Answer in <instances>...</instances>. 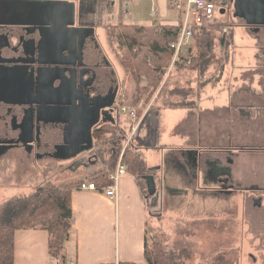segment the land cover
I'll return each mask as SVG.
<instances>
[{
	"label": "rangeland",
	"instance_id": "1",
	"mask_svg": "<svg viewBox=\"0 0 264 264\" xmlns=\"http://www.w3.org/2000/svg\"><path fill=\"white\" fill-rule=\"evenodd\" d=\"M71 1L76 3L77 11L79 10V5L83 2L86 3L84 5L88 6L80 7L82 21L80 19L79 23L77 19V25H85L91 22L99 24V22L102 23L106 20L107 15H110L108 16L107 24H109L107 26L113 25L115 22L116 15L113 8H115L117 0H96V4L92 2L94 0ZM233 1L219 0L217 2L215 22L227 26V29H229V40L225 47L219 44L220 41L214 44L212 55H210L212 58L208 60L209 70L206 71L207 73H201L200 71L189 73L191 71H186L179 76L177 74L178 71L173 67L171 70L169 68L165 75H161L162 81L160 84L159 75L154 72L156 71V65L153 61V55L149 51L151 42L158 37L155 29L141 33L125 26L124 31L130 37L126 45L132 44V38L137 40H133L135 42L134 50H127L126 46L122 50L117 42L115 43L110 40L107 28H104L102 25L97 28L101 42L107 48L105 53L109 56L111 54L112 63L120 74V84L125 86L123 97L126 107L129 106V102L132 104L133 93H135L138 83V80L131 75V72H135V74L139 72L141 85L158 86V92L152 102L145 105L143 99L144 107L139 109L144 110V116L157 99L152 107V113L155 114L156 123H159V127L156 126L153 129L149 124H146L141 128L139 133H142V136L144 133V141L152 143V147H145L143 149L142 158L145 162L148 160L154 166L157 164L160 166V169L156 172L159 179L164 177V183L158 188L157 195L168 194L173 196L174 199L169 200L167 198L166 213L168 212L167 215L170 212L173 214H170L171 216L163 221L165 224L162 223L159 228H155L156 230L151 232L150 242H159L169 255L176 258L178 264H264V194H256L261 192L257 189H264V157L255 158L252 161L243 163L236 170L240 175L239 184H245L241 183V181H244V177L250 182L248 187L242 186V190L258 197V199L254 200L255 208L252 207V202L250 206L251 210L248 212L242 210L235 215L233 212L223 213L216 209L215 213L210 214L206 211L205 191L218 189V181L220 179L218 178V171L215 170L216 167L218 169V165H213L211 169L204 166L205 160L202 159V153L206 150L192 146L191 140L184 132L177 133L174 130L179 119L177 116L176 119L172 116L168 117L169 114L164 107L169 102V99H171L170 95L173 96V102H182L189 99L187 96L188 91L184 92L185 94L178 95L175 94L176 91L171 90L175 88L176 83L184 86L187 85V82L199 84L200 81L206 83L202 91V100L216 105L225 98L223 91L225 85H227L229 90H233L235 84L234 77H236L239 67L251 62H260L257 54L264 50V32L260 33L262 31L260 29L262 28L249 27L243 20L235 17ZM127 2L132 9H134L133 6L136 7V3H140V8H138L139 13L141 12L142 16L144 15L145 18L149 19L150 4L152 3V7L154 6L158 9L160 0H127ZM96 5L98 8L95 9ZM90 7H93L95 10ZM173 7L178 10L177 5L174 4ZM179 12L184 18L186 27H193L195 22L192 15L187 17L186 14L183 15V12ZM153 18L157 20L158 14H155ZM153 18L152 22L154 21ZM195 28L196 26H194ZM119 33L124 32L123 30H119ZM184 49H192V53L195 54L197 51L195 40L193 39ZM123 59L126 61V65L123 63ZM245 80H248V77H245ZM191 95H195L194 89ZM127 97L129 99L128 102ZM136 107L131 105L128 108ZM119 116L121 127L127 133L128 139L133 133V123L128 120V115L119 112ZM142 117L138 118L139 122ZM200 124L202 125V120H200ZM137 125L135 124V131L137 130ZM105 132L103 131L104 134ZM151 134H157L158 141L148 140ZM135 135L131 143L135 141ZM215 138L208 141L206 148L216 149L220 146L221 140L217 139V135H215ZM102 141L104 144H111V142L104 138ZM131 143L127 147L126 142L123 145L121 152L123 160L126 152L125 147L127 149ZM112 145L105 147L102 145L101 140H96L95 148L97 150H92V153L95 152L93 153L94 155L92 156L90 152V154L85 153L86 157L83 161L86 163L91 162V164L95 162L100 163L91 166L94 171H101L104 169V165L102 157H98V155L100 151L105 157L110 155L112 152L109 151L113 148ZM150 148H154L156 151L159 150V153L160 150L165 152L152 154L154 156L150 157L148 153H152L149 151H153ZM238 149L242 150L243 148ZM8 157L6 159L9 160L8 163H0V214L7 201L24 194L32 193L39 184L43 183L42 180L47 181L48 179L54 184H59L64 181L69 182V176H72L74 180L87 179L88 173L83 170L81 158L68 160L65 163H49V167H47V163L50 161L42 162L39 165L36 164V168H31L30 164L29 171L25 172V169H23L25 165L21 164V162L26 161L25 154H22L21 151H15ZM13 163H16L18 168L17 171H14V174ZM47 168L49 172H46ZM249 168L251 169L249 170ZM42 169L45 171H41ZM43 176H47V178L43 179ZM227 176H231L230 171L227 172ZM33 177H35L34 180L32 179ZM257 179H260L261 182H257ZM33 181L37 184L32 185L34 184ZM242 190L238 189L239 192L236 193L238 197L242 194L240 192ZM154 197L152 196L153 199ZM239 200L242 202L240 198L236 201ZM257 201H260V205L256 203ZM223 202L225 205L226 203H230L229 200H223ZM175 212H180V215L175 214Z\"/></svg>",
	"mask_w": 264,
	"mask_h": 264
},
{
	"label": "crops",
	"instance_id": "2",
	"mask_svg": "<svg viewBox=\"0 0 264 264\" xmlns=\"http://www.w3.org/2000/svg\"><path fill=\"white\" fill-rule=\"evenodd\" d=\"M173 1L177 5L178 0H160L158 9L152 7L151 3L150 18L147 19L138 11L140 3H136V7L133 6L134 9H132L127 0H117V4L115 3V8H113L116 15L115 22L111 26L117 27L120 25L133 29L138 28L142 29L141 33H146L151 29H155L156 33H160L166 27H177L180 23L178 20L180 12L173 7ZM92 2L96 4L97 1ZM84 4L86 3L83 2L78 7L80 14V7H88ZM94 8H98L97 5ZM154 10H156L155 13H153ZM155 14H158L157 20L153 18ZM108 16L110 15H107L106 20L102 23L91 22L83 25L93 29L94 35L91 38L97 44L95 49V45L92 43L91 57L86 62L89 65H96L99 76L98 83H102L105 90L110 89L111 86H114L113 89L116 88L117 95L114 107L116 109L119 106L128 108L131 107V102H129L128 107L124 105L123 90H125V86L120 84L119 71L112 63L111 54L109 56L105 53L107 48L103 46L101 37L98 35L97 28L101 25L106 28L109 24H107ZM151 17L154 20L153 22ZM80 19L82 21V14L79 21ZM182 21H184L183 16ZM261 28L260 33L264 32V27ZM257 55L260 62H251L239 67L236 77H234L233 90H229L227 85L223 87L225 98L223 97L224 99L220 103L215 105L202 100V91L206 83L200 81L199 84L187 82V85L184 86L176 83L175 88L171 90L176 91L175 94L178 95L185 94L184 92L188 91L187 96L189 99L182 102H173V96L170 95L171 99L164 105L169 114L168 117L172 116L175 119L178 117L179 119L174 130L177 133L184 132L191 140L192 146L206 150L202 153V159L205 160L204 166L211 169L213 165H218V169L215 168L220 179L218 189L205 191L206 211L210 214L215 213L216 209L223 213L233 212L235 215L242 210L248 212L251 210V203L253 202L254 205V200L258 199V197L242 190V186L248 187L250 182L244 177V181H241V183L245 184H239L240 175L238 171L236 172L243 163L264 157V50ZM185 61L183 60L182 64H185ZM97 66L100 67L97 68ZM174 68L178 71L179 76L186 71L189 72L188 70ZM154 72L156 74V71ZM189 73H194V71ZM245 77H248V80H245ZM193 89L195 91L194 96L191 95ZM128 100L127 97V102ZM154 103L140 120V126L135 135L134 140L141 146V154L145 147H152V143L144 141V133L143 136L142 133L139 134L141 128L146 124H149L153 129L156 126L159 127V123H156L155 114L152 113ZM173 105L179 106L172 107ZM117 111L118 113L109 114L111 119L98 128L90 150L83 151L73 158L61 159V162L65 163L68 160L81 158L83 170L88 173L87 177L98 172L94 171L91 165L100 163L84 162L85 153L88 154L92 151L96 140H101L102 145L105 147L111 146L112 143L104 144L102 139L104 138L110 142L117 125H121L119 110L117 109ZM111 120H114V122ZM200 120H202V125ZM103 131H106L105 134ZM215 135H217L218 140H221L220 146L216 149L206 148L210 139H216ZM62 136L61 133V138ZM148 140L158 141L157 134H151ZM238 148L250 149V151ZM150 149L153 150L149 151L152 153H148L150 157L154 156L152 154L165 152L160 150L159 153V150ZM112 151L113 148L109 152ZM145 163H147L148 169L154 172L153 176L158 191V188L164 183V177L159 179L156 172L160 169V166H158L159 164L154 166L148 160ZM155 167L158 168L155 169ZM228 171H230L232 178L227 176ZM68 179L70 180L68 183L82 181L80 179L74 180L72 176H69ZM256 181L261 182L260 179ZM79 187L74 189L71 194L73 220L71 235L69 241L65 244L64 255L66 261L75 264H147L145 260L146 242L150 241L151 232L156 230L155 228H159L163 221L168 219L171 216L170 214H173L170 212L167 215L166 203L167 198L172 200L174 197L168 194L157 195L156 192L154 199L149 193L150 198L147 199L139 178L129 172L120 179L116 201H112L100 191L81 190ZM238 189L242 190L239 197L236 194L239 192ZM257 190L261 192L256 194H264V189ZM239 198L242 202L240 200L236 201ZM223 200H229L230 203L225 205ZM253 205L252 207L255 208V205ZM175 214L180 215V212H175ZM55 263L57 262L53 261L50 255L49 233L46 230L33 228L18 230L15 233V264Z\"/></svg>",
	"mask_w": 264,
	"mask_h": 264
},
{
	"label": "flooded vegetation",
	"instance_id": "3",
	"mask_svg": "<svg viewBox=\"0 0 264 264\" xmlns=\"http://www.w3.org/2000/svg\"><path fill=\"white\" fill-rule=\"evenodd\" d=\"M9 1L12 0L2 2L3 10L11 7ZM15 1L13 5L16 9L26 6L22 8L25 12L14 9L0 18V163H8L6 159L12 152L21 151L26 156V161L21 164L28 172L30 164L31 168H36V164L45 161H50L47 167L49 163H60L61 145L65 144V140L75 144L83 140L84 135L77 137L71 129L81 91L101 90L99 93L107 98L102 100L105 104L116 88L111 86L105 90L102 83H98L96 65L86 62L91 57V44L97 48L93 38L86 40L82 60L81 52L76 48L74 56L61 58V43L50 38V35L61 32V8H58L61 0ZM43 1L60 3L43 6ZM76 14L79 21V10ZM3 21L7 23L3 24ZM61 59L68 63L63 67L67 71L64 74L61 73ZM8 71L15 72L17 78L12 76L11 80H6ZM121 107H117L119 112ZM61 109L65 112L62 117ZM61 118L65 122L61 123ZM97 132H93V137ZM13 165L14 174L18 168L16 163ZM46 170L49 172L48 168Z\"/></svg>",
	"mask_w": 264,
	"mask_h": 264
},
{
	"label": "trees",
	"instance_id": "4",
	"mask_svg": "<svg viewBox=\"0 0 264 264\" xmlns=\"http://www.w3.org/2000/svg\"><path fill=\"white\" fill-rule=\"evenodd\" d=\"M208 1L215 3L217 6L219 0ZM178 20L180 23L177 27H166L162 29V31L158 33L157 39L152 41L149 46V51L153 55V61L156 65V73H159V83L162 81L161 75H165L166 71L171 68L174 63L176 50L172 49L171 45L179 41L183 28L182 14H180ZM106 28L110 40L115 43L117 42L122 50L125 46L127 50L135 49V42H133V40L137 39L131 37L132 44L126 45L130 37L124 31V27L120 25L113 27L110 25ZM119 30H123L124 33H119ZM134 30L137 32L142 31V29L138 28H134ZM193 39L196 42V53L193 54L192 49L183 50L180 60L174 63V67L180 70L207 73L206 71L209 70L208 60L212 58L210 57L213 51L212 48L218 41H220L219 44L221 46L225 47L227 45L229 40V29H227L225 24L220 25L216 22L214 25L206 28L196 27L194 29ZM188 56L190 58H187ZM189 59L191 61L190 65L182 64L183 60ZM125 62L126 61L123 59L124 64ZM131 75L138 80L131 105L136 107L143 99L145 105L152 102L158 92V86L141 85L139 72H136V74L135 72H131ZM174 106L176 107L179 105H173L172 107ZM243 112L246 114L245 111ZM143 113L144 110H139L138 118H141ZM126 140L127 133L122 129L121 125H117L116 131L112 134V139L110 140L113 144L112 153L105 157L100 151L98 155V157H102L104 169L89 175L86 180L73 181L71 183L61 182L59 184H54L48 179L47 181L42 180L43 183L39 184L32 193L24 194L7 201L0 214V264H15V233L18 230L33 228L44 229L49 233V250L53 261L67 263L64 250L65 244L69 241L72 231V191L84 182L94 183L100 190L108 187L111 184L108 180V174L117 167ZM94 149L97 150L95 147L92 150ZM242 150L250 151V149ZM125 151L124 162L127 165V171L139 178L143 193L146 198L149 199L146 181L143 177L151 174L154 175V172H151L144 162L139 143L133 141ZM90 153L93 156L95 152ZM33 183L32 185L37 184L34 181ZM145 260L147 264H178L176 258L169 255L157 241L146 242Z\"/></svg>",
	"mask_w": 264,
	"mask_h": 264
},
{
	"label": "water",
	"instance_id": "5",
	"mask_svg": "<svg viewBox=\"0 0 264 264\" xmlns=\"http://www.w3.org/2000/svg\"><path fill=\"white\" fill-rule=\"evenodd\" d=\"M7 0L0 1V18L6 17L9 12H12L17 7L13 4L17 1L12 0L8 3L11 4V7L6 9H2V2H6ZM22 2V1H20ZM30 2V1H28ZM28 2H24L27 4ZM43 6L45 4H59L60 2L55 1H43ZM234 16L240 18L245 22V24L252 28L260 29L264 27V0H234ZM35 6V5H33ZM26 8V6H20L19 9ZM61 32H57L56 35H50L51 40L56 41L57 43H61V58H69L74 56L73 50L79 49L80 60L83 58V48L86 40L91 38L94 35L93 29L89 27L77 26V8L76 3L69 0H61ZM53 9V8H50ZM3 10V12L1 11ZM15 11V10H14ZM3 24L7 22L3 21ZM1 24V22H0ZM56 33V32H55ZM61 34V36H60ZM64 45H69L68 47H63ZM12 63V62H10ZM68 63L64 62L61 59V73H66L67 71L63 68L64 66H68ZM8 77L6 80H11L12 76L17 78V74L13 71H8ZM11 74V75H10ZM34 73L32 72L31 75ZM39 78V73L37 80ZM54 80H52L53 82ZM101 90L97 91L96 89H88L87 91H81V97L76 101V118L74 117L71 122L73 123V133L75 136L84 135L83 140L75 144L76 142H68L65 140V144L61 145V159L73 158L77 154L90 150L93 145V132L101 127L102 124L107 123L111 116L109 114L118 113L117 109L114 107L116 102L117 90L111 95L109 102L103 104L102 100L107 99L103 97ZM108 109H110L108 111ZM65 114V112L61 109V117ZM64 119L61 118V123L65 122ZM114 122V120H111ZM147 182L148 193L150 196H154L157 192L155 177L153 175H147L143 177ZM260 205V201L256 202Z\"/></svg>",
	"mask_w": 264,
	"mask_h": 264
},
{
	"label": "built area",
	"instance_id": "6",
	"mask_svg": "<svg viewBox=\"0 0 264 264\" xmlns=\"http://www.w3.org/2000/svg\"><path fill=\"white\" fill-rule=\"evenodd\" d=\"M177 9L183 12V15L186 14L187 17L192 15L194 19V26L198 28H206L211 25L215 24V13L217 6L215 3L208 1V0H178L177 2ZM156 10L153 11L155 13ZM185 21H183V28L180 34L179 41L171 45L172 49L176 50L174 56V63L180 60L181 52L185 50L184 48L187 47L190 42L193 40V33H194V26L190 28L186 27ZM174 63L171 66L170 70L174 67ZM191 61L186 60L185 65H190ZM144 107V102L142 101L136 108H125L122 107L120 112L123 114L128 115L129 120L133 123L132 126V135L130 138L126 140V147L131 143L133 136L135 135L136 131L140 126V122L138 119V110ZM135 124L137 125V130L135 131ZM125 147V150H126ZM127 166L124 163L123 155L120 156L117 167L110 171L108 174V180L111 184L100 190L96 184L90 182H84L80 185L81 190H89V191H100L104 195H106L112 201H116L118 199V192H119V182L120 179L127 174ZM55 264H75L74 262L70 263H63L57 262Z\"/></svg>",
	"mask_w": 264,
	"mask_h": 264
}]
</instances>
